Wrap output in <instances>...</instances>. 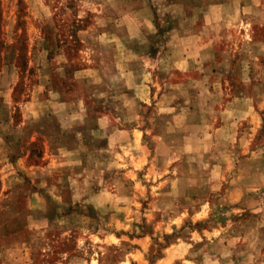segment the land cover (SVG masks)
I'll return each mask as SVG.
<instances>
[{
    "label": "clouds",
    "instance_id": "obj_1",
    "mask_svg": "<svg viewBox=\"0 0 264 264\" xmlns=\"http://www.w3.org/2000/svg\"><path fill=\"white\" fill-rule=\"evenodd\" d=\"M10 20L0 264H264V0H23Z\"/></svg>",
    "mask_w": 264,
    "mask_h": 264
},
{
    "label": "rangeland",
    "instance_id": "obj_2",
    "mask_svg": "<svg viewBox=\"0 0 264 264\" xmlns=\"http://www.w3.org/2000/svg\"><path fill=\"white\" fill-rule=\"evenodd\" d=\"M0 6L2 11V20H0V25L3 26H7L11 22L10 17L15 16L18 20L19 16L23 13V0H20V5L18 9L6 7L5 0H0ZM262 119H264V117H262Z\"/></svg>",
    "mask_w": 264,
    "mask_h": 264
},
{
    "label": "trees",
    "instance_id": "obj_3",
    "mask_svg": "<svg viewBox=\"0 0 264 264\" xmlns=\"http://www.w3.org/2000/svg\"><path fill=\"white\" fill-rule=\"evenodd\" d=\"M0 17H1V19H0V20H2V11H1V6H0Z\"/></svg>",
    "mask_w": 264,
    "mask_h": 264
}]
</instances>
